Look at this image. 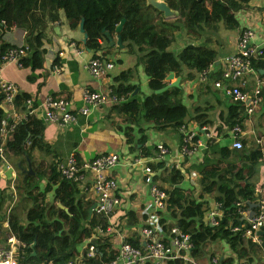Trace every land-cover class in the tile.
<instances>
[{
	"label": "trees",
	"instance_id": "1",
	"mask_svg": "<svg viewBox=\"0 0 264 264\" xmlns=\"http://www.w3.org/2000/svg\"><path fill=\"white\" fill-rule=\"evenodd\" d=\"M166 1L179 12L176 20L182 23L195 40H199L208 30L218 31L222 21L228 29L240 28L237 14L247 11L252 4V0ZM62 15L72 29L80 28L83 24L88 49L98 51L104 46L114 48L115 46H110L108 36L116 39L120 35L123 48L137 55L136 65L144 66L149 77L150 94L140 97L138 93H134L137 86L133 84L122 83L112 88L120 96H128L127 101L111 106V117L115 119L117 115L126 125L118 127L131 143L135 127H138L140 133L145 130L140 125L141 121L152 124L156 131L173 129L178 132L182 123L191 118L201 126L211 124L216 135L222 138H227L228 132L236 124L244 125L247 114L240 104L231 102L227 114H218L217 119L220 120L215 123L209 114V105L195 107V115L189 117L182 85L157 92L169 84L167 77L170 73L188 80L194 79L210 65L217 66L219 55L216 49L207 44L188 43L179 52L170 50L174 39L173 31L178 26L166 19L160 10L148 4L147 0H0V51L19 46L1 41L5 29L17 25L26 31L23 46L28 48V54L22 59L23 67L42 68L46 53L43 46L48 28L61 21ZM124 18L126 22L123 29L117 33V27ZM105 32H109V35ZM253 66L258 70L264 69V59H253ZM133 72V68L125 69L117 80L129 81ZM214 72L216 80L220 79L221 74ZM28 98L30 94L27 92L16 94L14 101L18 110L25 108ZM3 100L0 85V124L6 117L1 106ZM262 106L264 107V101L260 107ZM262 117L264 118V111ZM261 126L264 130V123ZM44 130L43 120L32 114L10 132L5 142L7 156L18 161L24 174L21 185L18 186L23 194L19 204L23 205L29 200L32 202L31 207H24L26 222L13 212L14 207L8 216L10 231L28 245L26 252L20 257L21 264H64L80 255L81 246L90 240L98 243L100 254L103 255L96 263L113 259L117 250L112 238L94 236V228L98 224L106 227L109 221L96 212L90 218L88 210L94 204L93 200L88 199L73 181L61 174L57 162L50 166L45 175V161L35 158V153L53 152L44 137ZM144 141L147 142L145 135L138 143ZM263 147L264 143L260 144L256 139L246 140L241 149L230 148L227 143L218 142L202 152L200 162L188 166L185 160L184 169L168 167L165 161L152 164L160 172L156 179H162L171 185L169 189L164 187L170 196L169 206L161 219L164 230L170 232L177 225L190 233L194 241V256L207 244L225 242L236 257L217 256L221 260L220 264H253L260 255H264L262 243L253 242L245 235L243 228L234 230L241 222L247 221L238 214L236 201L245 200L251 206L256 197L257 184L251 181L255 173L262 171L261 185L264 187ZM151 152L148 149L144 155H150ZM192 170L200 175L196 185L186 180ZM163 175L166 177L163 178ZM45 176L47 181L42 187L41 182ZM7 189L8 186L0 187V217L7 201L14 200L13 194L8 193ZM49 194L52 195L51 200ZM208 196L222 204L224 216L218 226L206 222V212L210 207ZM121 215V219L127 218L131 225H138L148 216H140L135 210H125ZM118 222L114 221V224L119 225ZM261 239L263 242L264 236ZM129 241L136 246L140 243L139 238L134 236ZM163 264L193 263L178 258Z\"/></svg>",
	"mask_w": 264,
	"mask_h": 264
},
{
	"label": "built area",
	"instance_id": "2",
	"mask_svg": "<svg viewBox=\"0 0 264 264\" xmlns=\"http://www.w3.org/2000/svg\"><path fill=\"white\" fill-rule=\"evenodd\" d=\"M3 22L5 23V21ZM255 37L256 31L252 27H247L242 31L237 52L224 57L221 63V78L214 81L215 87L222 89L232 103L242 105L248 116L255 114L264 101V75L253 66V59H264V49L256 45ZM102 49L96 51L87 63L88 70L95 77L105 75L114 68L113 61L106 57ZM27 54L28 48L25 46L9 47L0 51V64L16 62L23 67L22 59ZM54 70L59 72L62 68L55 65ZM215 70L214 64L203 69L199 73V81L203 83L209 81ZM0 85L4 94L1 106L6 113V117L0 124V177L6 179L7 171H14L5 147L7 137L22 120L35 114L37 108L33 99L28 98L25 108L18 110L14 101L19 92L18 85L4 80H0ZM127 100L128 96H120L112 88L108 91H99L85 87L82 90V103L78 107L72 105L67 98L49 95L45 101V116L48 120L59 124H72L78 120L79 115H88L97 108L113 106ZM179 130L182 143L178 160L166 159L170 154V149L164 142H158L154 146V155L151 153L150 155L136 156L129 162L133 167L142 165L144 183L149 187L148 192L153 206V213L148 212L147 208L141 205L135 210L140 216L148 214L147 218L139 223L137 228L139 234L134 236L140 240L138 246L129 241L131 235L127 227H118L112 221L118 208L124 205L120 182L111 173L121 162V155L114 152L101 153L90 160L79 161L77 156L72 154L58 162L61 174L66 179L73 181L77 188L87 195L88 199L97 204L94 212L109 221L106 227L103 224H98L94 228V236L96 238L111 237L114 248L117 250L113 259L96 263L103 256L100 254L99 245L94 240L86 241L80 248L81 254L64 264H147L148 262L163 264L178 258L193 264H200L193 257L194 241L190 233L183 231L177 225L173 226L170 232L164 230L161 219L169 206L170 196L164 189L166 186L160 184V179H156L159 173L152 164L165 161L168 167L183 168L185 160L195 156L200 150L204 151L218 143L221 137L216 135L212 127L196 125L191 120H185ZM255 134L253 126L236 124L229 131L231 138L229 147L241 149L244 142ZM256 141L263 144L264 135L257 134ZM199 178V173L192 170L186 180L196 185ZM209 203L210 207L205 217L206 222L212 226H218L224 216L222 204L216 200H211ZM253 203L257 205L251 209L245 200L236 201L238 214L247 221L241 222L234 230L238 231L243 228L245 235L253 242L262 243L261 236L258 235L260 230H264V187L262 185H257ZM252 210H254V214L250 218ZM27 246V243L10 231L5 243L0 245V264H21L20 257L26 252ZM220 263L219 257L210 256L206 264ZM39 264H54V262Z\"/></svg>",
	"mask_w": 264,
	"mask_h": 264
},
{
	"label": "crops",
	"instance_id": "3",
	"mask_svg": "<svg viewBox=\"0 0 264 264\" xmlns=\"http://www.w3.org/2000/svg\"><path fill=\"white\" fill-rule=\"evenodd\" d=\"M237 18L240 22V28L237 29L238 38L234 49L230 48L229 41H226L221 35H217L219 30H208L199 40H195L185 29L184 35L187 41L186 44H207L217 50L219 56L216 62L217 66L215 72L218 71L220 74L221 63L224 57L237 52L239 37L245 28L252 27L255 29L256 37L254 41L256 45L264 49V0H252L251 8L247 11L239 12ZM166 19L169 20L170 18ZM49 28H51L52 33L57 34L59 38L55 41L52 37L49 38V34L47 33L43 46L46 49L43 67L33 69L30 66L22 67L16 62H6L0 64V80L16 83L19 87V92H27L30 94V98L35 102L37 108L35 115L43 120L45 124L44 137L53 149V152L50 154L44 152L39 154L35 153L34 155L38 160L42 159L45 161V167L43 168L45 175L48 174L50 166L54 162L58 163L61 160H65L72 154L78 155L81 161L90 160L101 153L114 152L121 155V162L111 173L120 182L124 197V205L118 208L112 221L118 222L120 220L118 222L119 225L116 226L127 227L131 236H135V234L138 235L137 228L140 224H128L127 218L121 219L122 212L124 213L125 210H137L141 205L146 207L148 212L153 213V206L148 192L149 187L144 183L142 165L139 164L133 167L129 162L136 156H144L148 149L152 151L151 153L154 155V146L158 142H164L170 149V154L166 159L172 158L173 160H178L182 143L180 131L177 132L173 129H167L163 132L156 131L152 127V124L141 121L140 125L145 128V130L140 133L138 132V127H135V136L133 138V143H131L125 133L118 127H124L126 125L123 124L117 115H115V119L111 117V106L97 108L88 115H79L78 120L72 124H59L48 120L45 116V101L49 95L67 98L72 105L78 107L82 103V90L85 87L99 91H108L111 88L125 83L126 85H136L137 92L136 90L135 92L142 98L144 95L152 92L149 87V77L145 73L144 66L142 64L136 65V54L129 53L127 49L123 47L120 48L118 45H115V47L111 49L104 46L102 50H104L106 57L113 61L114 68L105 75L95 77L88 70L87 63L94 56L96 51L90 50L86 46L87 35L82 31L81 27L72 29L64 15H62L61 21L52 24ZM179 28L180 27L174 29V39L169 47L170 50L175 52H179L185 46L180 45L183 44V42H181L182 36L178 34ZM25 36V30L17 25H13L5 29L1 41L23 46L26 41ZM55 65L61 67L62 70L59 72L55 71ZM128 68L134 69L132 79L129 81L117 80L121 72ZM26 69L29 71H26ZM178 77H181L180 85H182L186 97L189 98V101L191 100V103H187L188 107L192 106L193 102H197L200 98H203L205 100L204 104L212 107L209 114L211 118L214 119L215 123H218L220 119H216L213 112L217 111L216 113L219 115H221V113L224 115L227 114V108L231 101L224 94L222 89L215 87L214 81L216 78L213 74L207 83H201L202 85L200 88L194 86L190 80L182 76ZM178 77L175 75L173 79L168 80L169 83L177 80ZM225 101L228 103L227 105H225ZM263 111L264 107L262 106L255 114L251 116L247 115V119L243 126H253L256 132L254 136H250V141L255 140L254 138L257 134L263 135L259 128V126H261L260 123H264V118L262 117ZM189 119L196 125H199L195 120ZM114 121H116V123ZM209 126L211 127V124ZM144 135L147 136V142L138 143V140ZM224 139H226L228 141L227 144L230 145V136L227 138L221 137L219 143H223ZM202 152L203 151L200 150L195 156L187 159L186 164L192 166V164L200 162L202 160ZM49 155L52 157L51 161H48L47 156ZM8 158L14 171L8 170L7 177L12 181L14 178L21 181L24 178V174L19 167L18 161L12 158V160H10V157ZM44 179L47 181L46 176ZM251 181L257 185H261L263 182L258 172L255 173ZM0 182L3 183L2 186H8L6 185V179L0 177ZM167 183L168 182H166L165 185H170ZM12 184L13 182L10 185L13 186L14 184ZM13 189L15 190V188ZM14 190H11L10 193H12L14 197V204L12 205L16 206L21 199L16 198ZM208 198L210 201L213 200L210 196H208ZM216 246L221 245L218 242L211 244V247H215L213 250L216 249ZM224 246L225 248L222 249V253L219 255L220 257H236V255L226 247V243ZM193 257L197 260H202L198 257V254L195 256L193 255ZM207 257L209 259L210 256L208 255L206 258ZM204 261L206 263L208 262V260ZM253 264H264V255H260V258L256 259Z\"/></svg>",
	"mask_w": 264,
	"mask_h": 264
},
{
	"label": "rangeland",
	"instance_id": "4",
	"mask_svg": "<svg viewBox=\"0 0 264 264\" xmlns=\"http://www.w3.org/2000/svg\"><path fill=\"white\" fill-rule=\"evenodd\" d=\"M177 16L178 15H176V16H173V17H171L169 20H171V21H173V22H175L176 24H177V26L178 27H180L179 28V31H178V34H180V36H182V39H181V42H183V44H180V45H186V43H187V41H186V38H185V35H184V33H185V28L183 27V25H182V23H179L177 20H176V18H177ZM220 29H219V32H218V34L217 35H221L222 37H224L225 38V40L226 41H229V44H230V48H232V49H234V47H235V45H236V43H237V38H238V30L237 29H228L227 27H226V25L224 24V22L222 21V22H220ZM177 27V28H178ZM48 34H49V38L50 37H52L53 39H55V41H56V39L57 38H59L58 37V35L57 34H53L52 33V30H51V28H49L48 29V32H47ZM228 38V39H227ZM223 41V40H222ZM174 48H175V46H174ZM176 49V48H175ZM26 71H29L28 69H26ZM187 76V75H186ZM198 77H196V78H194V79H190V82L194 85V86H197L198 88H200L201 87V85L202 84H204L203 82H199L198 81V79H199V75H197ZM202 83V84H201ZM214 93H215V91H214ZM142 95V94H141ZM191 101V100H190ZM189 101V98L188 97H186V95H185V91H184V103H191ZM204 99L203 98H200V100H198L197 102H193L192 103V106H189V117H193L194 115H195V107H197V106H199V105H201V106H207L206 104H204ZM225 103V105H227L228 103L225 101L224 102ZM225 105H224V107H225ZM211 108L212 107H210L209 108V111H211ZM261 108V107H260ZM217 111H215V112H213V114H215L214 116H215V118L217 119V114L218 113H216ZM263 121V120H262ZM262 123V122H261ZM261 123H260V125H261ZM212 127V126H211ZM213 128V127H212ZM259 128L261 129V132H262V134L264 135V130L262 129V126H259ZM260 132V133H261ZM254 139H256V137L254 138ZM248 141H250V140H248ZM223 143L224 144H226V143H228V141L226 140V139H224L223 140ZM47 158H48V161H51V159H52V157L49 155V156H47ZM10 160H12V159H10ZM45 167V164H44V166H43V168ZM258 174H259V177H261L262 178V171H260V172H258ZM44 176V175H43ZM166 177V175L164 176L163 175V178H165ZM10 178L9 177H7L6 178V185H8L9 187H8V189H7V191H8V193H10L11 192V190H14L13 188H15V190H14V194H15V196H16V198H18V199H21L22 200V197H23V194H22V189H18V186H20L21 185V182L22 181H19V180H16L15 178L13 179V181L12 180H9ZM168 179V178H167ZM257 180V179H256ZM160 181H161V185H163V186H166V188H171V185H165V183L167 182V181H164V180H162V179H160ZM13 182V186H11L10 184ZM2 182H0V187H2ZM45 184H46V180L44 179V180H42V182H41V186L42 187H44L45 186ZM168 184V183H167ZM198 192V191H197ZM49 199L51 200L52 199V195L51 194H49ZM12 200V199H11ZM10 200V202H8L7 204H6V208H4L5 210H3V214L1 215V217H0V245H3L4 243H5V241H6V238H7V234L10 232V229H9V223H8V217L7 216H9V214H10V211L12 210V206H14V205H12V204H14V200L13 201H11ZM21 202V201H20ZM19 202V203H20ZM10 206V207H9ZM32 206V202L29 200V201H26V202H24L23 203V205H21V204H19V205H16V206H14V208H13V212L14 213H16V214H18L19 215V217H20V219L22 220V221H24V222H26V214H25V208L24 207H31ZM9 207V209L7 210V208ZM12 207V208H11ZM5 211V212H4ZM218 243H220V245L221 246H216V249H214L213 250V248H215V247H211V244H207V245H205L203 248H202V250H201V252H200V256H199V254H198V257H200L202 260H197L200 264H206V262L204 261V260H208V257L206 258V256H219L221 253H222V249H224L225 248V246H224V244H225V242H222V241H219ZM228 248H229V246H228ZM231 251V250H230ZM208 254V255H207Z\"/></svg>",
	"mask_w": 264,
	"mask_h": 264
},
{
	"label": "water",
	"instance_id": "5",
	"mask_svg": "<svg viewBox=\"0 0 264 264\" xmlns=\"http://www.w3.org/2000/svg\"><path fill=\"white\" fill-rule=\"evenodd\" d=\"M147 3L153 5L155 8L160 10L164 14L165 18H171V17L176 16V15L179 14V12L177 10H175V9L170 7L169 3L166 0H147ZM125 22H126V19L124 18L121 21V23L118 25V27H117V33H120L122 31ZM81 29H82L83 32H85L83 24L81 26ZM105 34L109 35V32H105ZM108 40H109L110 46L118 45L120 47H123L122 38H121L120 35H118L117 39H114L113 36H108ZM260 73L262 75H264V69H260ZM174 77H175V74L172 72V73H170L168 75L167 80H171ZM180 81H181V77H178L177 80H175L173 82H170L163 89L157 90V92L163 91V90H165V89H167L168 87H171V86H179L180 85ZM136 92H137V90H136ZM96 205L97 204L94 203L88 210L90 218L93 215V212H94V209L96 208ZM256 205L257 204L253 203V204H251L250 208L252 209V208L256 207ZM253 214H254V210H252V212L250 214V218L252 217ZM258 235L264 236V230H260L258 232ZM262 247L264 248V240L262 242Z\"/></svg>",
	"mask_w": 264,
	"mask_h": 264
}]
</instances>
